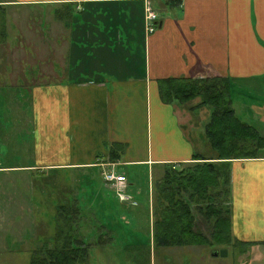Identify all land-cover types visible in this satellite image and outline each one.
I'll use <instances>...</instances> for the list:
<instances>
[{"label": "crops", "instance_id": "crops-1", "mask_svg": "<svg viewBox=\"0 0 264 264\" xmlns=\"http://www.w3.org/2000/svg\"><path fill=\"white\" fill-rule=\"evenodd\" d=\"M0 5L1 210L5 206L19 216L29 214L28 206L41 213L33 197L39 194L38 180H48L45 171H66L64 181L74 189L60 190L57 173L49 176L54 181L49 207L57 225L61 208H73L77 229H90V219L111 221L107 226L114 230L132 227L130 208L146 207L144 186L153 170L202 156L182 125L190 115L209 114L208 108H195L194 99L186 114L176 103H161L158 80L227 81L234 116L264 139V0H2ZM145 7L156 17L150 33ZM56 19L65 27L54 24ZM42 21L45 35L36 24ZM77 27L83 29L78 37ZM64 30L70 36H63ZM46 39L55 45L47 43L42 60L34 46ZM27 86L31 153L16 128L26 118V107L20 106ZM235 86L246 103L240 115L232 107ZM15 145L24 149L23 157ZM111 169L125 178L126 202L102 180L101 172ZM229 186L231 236L242 245L264 246V154L231 161ZM47 228L34 226L29 239L50 242L55 232L50 236Z\"/></svg>", "mask_w": 264, "mask_h": 264}, {"label": "trees", "instance_id": "trees-1", "mask_svg": "<svg viewBox=\"0 0 264 264\" xmlns=\"http://www.w3.org/2000/svg\"><path fill=\"white\" fill-rule=\"evenodd\" d=\"M157 87L163 104L182 105L198 99L195 108H208L205 140L214 161L205 162L201 158L203 155L193 154V163L185 169L163 166L162 177L158 182L160 185L155 194L158 208L152 206L153 246L181 247L190 243H204L212 247L242 245L230 232L229 166L233 160L256 158V152L264 149V139L234 116L229 101V85L221 78L163 79L158 80ZM116 147L122 150V146ZM144 191L147 194L146 186ZM154 193L151 188L152 197ZM61 209L63 212L59 211L58 219L68 220L71 216ZM196 216L205 234L198 230ZM54 220L56 228L51 246L46 248V243H42L35 247L29 253L28 264H86V250H80V245L87 244L77 228H59L57 220Z\"/></svg>", "mask_w": 264, "mask_h": 264}, {"label": "rangeland", "instance_id": "rangeland-1", "mask_svg": "<svg viewBox=\"0 0 264 264\" xmlns=\"http://www.w3.org/2000/svg\"><path fill=\"white\" fill-rule=\"evenodd\" d=\"M48 14L49 17L51 18L50 13L48 12L46 16ZM55 21L56 22H53L54 24L62 25L63 27H65L64 21L61 22L57 19ZM36 24L39 26L38 28L43 31V35H45L47 26L45 29L43 21H42V25H39V23L37 22ZM55 29L60 30V28L57 27ZM75 30L78 33H73V34L74 36L77 35V37L81 35V33L83 32V29L78 27ZM70 34L71 33H65V30L63 31V36H67V35L70 36ZM60 37L62 38V36ZM0 39H1V35H0ZM54 39L57 41L58 38H54ZM63 39L65 38L63 37L62 40ZM51 40H53V38ZM35 43L36 44L34 47L36 48V50H38L39 48L38 54L41 55L42 60L43 57L45 56V48H48L47 43L51 47H53L52 45H55V44H51L50 41L47 39L41 42V45H39V43L37 42ZM25 89H26L25 96L23 97L24 101H22L24 104L20 106V108L26 107V109L24 108L26 118L24 123L17 125L18 127L16 128L18 130V133L24 135L25 138L24 142L26 144V153H31V151L28 149V146L30 147L32 141V137L30 135V130H31L30 122H32L30 108H32V104H31L30 90L28 86ZM245 104L246 103L242 101L241 92H239L236 87L232 96V107L235 109L238 115H240L241 107H243ZM191 105H192L191 101L187 102L184 105L182 104L179 106L180 108L179 110H183L184 113L186 112L187 114L189 112L188 109L190 108ZM206 114H207L206 112L205 113L203 112L201 115H197V116L190 115L189 118H186L185 121L183 122L182 129L184 131H189V136L191 137V141L195 144L196 146L195 148L205 157L204 159L207 160L206 162H208L212 160L214 157L210 155V151L208 150L207 147L208 143L205 140L206 139L205 125L209 121L208 116H206ZM3 125L6 126V122ZM9 142H11L10 137L7 138V143L9 144ZM14 147L13 149L16 151V153H18L20 157H23V153L25 152L24 149L17 148V145H15ZM258 152L260 154H264V149H260L258 150ZM206 157H210V158H206ZM28 160L32 162L31 158L30 159L28 158ZM21 162L22 161H15V164L18 165ZM24 163L27 164L26 161ZM186 166L187 165L184 166L178 165L175 169L177 170L185 169ZM45 172L47 173H45L46 176L43 178L48 180L47 181H44L42 179L38 180V187L40 189L38 187L34 189L31 184V188H33V191L37 190L38 188L36 192L39 194L33 193L34 201L40 204L39 205L40 207L42 206L41 210L45 215L41 214L42 212L41 213L37 212L39 210H34L33 213L32 208L28 206L26 207L27 208L26 211L30 210L29 214L25 212L24 215L19 214V216H18V212L9 213L8 211H5V206H3V210H1L0 208V264H28L30 251L36 245H40L38 244L37 240L29 239V236L33 232L34 226L35 228L37 226L40 229L41 225H45V226L47 225L48 226L47 231L50 236L53 234V232H55V229L53 231V224L51 223V219L53 220V222L55 221L54 220L55 215L53 213H50L53 211L50 210L49 207L50 186L54 181L49 176L52 175V173L55 174L57 172H53V171L51 172L45 171ZM63 172H65V174L64 173L56 174V177H59L58 181L60 183V190L63 189L64 191V189L67 190V188L74 189L73 185L72 186L66 185L72 183L64 181L66 179L65 175L67 173L66 171ZM69 172H72V170L68 171V173ZM33 175H35V173H33ZM150 175L151 176L149 177V181L147 182V194H145L146 197L144 198V201H146V207L138 206V207L130 208V211L133 210V214H134V217L132 219V227L130 225H125L124 227L121 226L117 227L114 230L112 226L111 228L107 226V223L108 225H112L111 221L103 223L102 225V224H94L95 222L92 219H90L91 220L90 223L87 224L89 227H91L90 229L88 228L77 229L79 231V234L84 238L85 244H87V245H83V244L80 245V250L81 249L86 250V254H87V257L85 259L86 264H264V246L230 244L227 246L215 245L212 247V246H206L204 243L202 244L190 243L189 245L181 246V247L153 246L151 239V231H152L151 224L154 219L152 213V206L158 208V203H156L155 194L157 195V187L158 185H160V183L158 182L162 177V170L161 169H157L155 171L153 170V173ZM61 182H63L64 185L61 186ZM79 182H81V179L79 180ZM82 183L85 184L86 182H82ZM151 188L153 193L155 189V193L153 197L151 196ZM111 189L113 188L111 187ZM54 193L55 192L52 191L51 193L52 198ZM6 195L8 194H5V196ZM140 197L138 199H140ZM99 199L100 198L98 197V200ZM230 200L228 205H230ZM11 201H12L11 199H8V205L11 204ZM17 207L21 208V205H18ZM69 210H67V213L71 217H69L68 220H63L62 222H59V226H60L59 228H61V226H64V228H70V227L73 228L74 224L72 223H74L76 219V214H75L76 212L73 208H70ZM229 212H230V208H229ZM195 218L196 221H198L197 222L198 230L201 231L203 234H205L206 232L204 228L201 225H199V218L197 216ZM38 221L40 222L37 223ZM58 221L60 220L58 219ZM79 221L84 222V218L83 217L80 218ZM75 234L77 235V233ZM50 242L46 243L45 245L46 248H49L51 246ZM220 249H224L225 251L224 257H221L219 254H217L216 256H212V251L218 252L220 251Z\"/></svg>", "mask_w": 264, "mask_h": 264}, {"label": "built area", "instance_id": "built-area-1", "mask_svg": "<svg viewBox=\"0 0 264 264\" xmlns=\"http://www.w3.org/2000/svg\"><path fill=\"white\" fill-rule=\"evenodd\" d=\"M144 22H145V28L147 32H151L154 25L153 21L156 20L155 15L152 13V11H149L148 8L145 7L144 9ZM102 180L105 184L111 186L114 189L115 197L121 201H128L129 198L124 193L125 190V178L116 173L113 169L102 171L101 172Z\"/></svg>", "mask_w": 264, "mask_h": 264}, {"label": "water", "instance_id": "water-1", "mask_svg": "<svg viewBox=\"0 0 264 264\" xmlns=\"http://www.w3.org/2000/svg\"><path fill=\"white\" fill-rule=\"evenodd\" d=\"M217 254H219L221 257H224L225 251L224 250H220L218 252L212 251V256H216Z\"/></svg>", "mask_w": 264, "mask_h": 264}]
</instances>
